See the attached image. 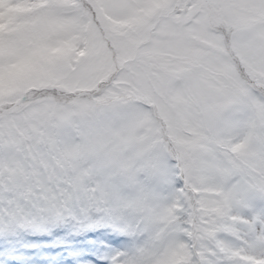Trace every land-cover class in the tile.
<instances>
[{"label":"rangeland","instance_id":"1","mask_svg":"<svg viewBox=\"0 0 264 264\" xmlns=\"http://www.w3.org/2000/svg\"><path fill=\"white\" fill-rule=\"evenodd\" d=\"M97 1L103 9L117 6V11L125 12L118 15L141 24L147 40L163 39L159 47L166 72L148 67L145 76L111 59L106 73L96 74L108 49L95 31H88L93 40L90 49H76L73 37L84 27L83 10L74 4L63 6L67 0H29L38 7L14 11L4 5L8 0H0V19H8L5 27L0 23V104L7 96H24L27 91L22 103L10 110L17 113L0 111V126L19 125L32 133L36 148L68 156L77 168L97 153L104 162L109 156L104 148L114 153L122 147L126 156L120 152L115 158L125 159H107L126 163L130 173L146 164L157 181L147 180L144 187L155 192L159 188L162 198L170 194L162 183L175 165L184 168L189 183L200 184L210 178L218 152L227 149L236 157L259 152L264 140V0H169L162 15L155 14V4L143 0ZM124 27L117 22L113 31ZM57 44L64 46L61 53L54 50ZM72 46H76L75 65L64 59ZM126 49L125 55H135ZM89 51L90 59L83 63ZM149 74L154 79L148 80ZM63 91L68 92L65 97ZM94 174L92 167L86 172ZM212 193L196 189L193 196ZM150 199L147 196L146 201ZM149 204L156 209L154 201ZM195 207L199 214L200 206ZM160 208L166 212L170 207L163 200ZM99 248L95 242L88 252L99 259L108 257ZM20 254L0 251L8 263H26ZM69 259L81 264L76 256Z\"/></svg>","mask_w":264,"mask_h":264},{"label":"snow or ice","instance_id":"2","mask_svg":"<svg viewBox=\"0 0 264 264\" xmlns=\"http://www.w3.org/2000/svg\"><path fill=\"white\" fill-rule=\"evenodd\" d=\"M33 139L27 130L0 126V220L6 218L10 234L51 233L62 228L69 235L99 241L109 253L113 246L117 254L131 248L128 240L122 243L116 237L135 235L141 226L130 223L118 207L105 199L98 183L69 185L59 179L57 170L66 169L72 161L62 156L58 163L51 164L55 150H37ZM196 189L213 190L211 196H195L199 214L193 204ZM171 202L182 206V211L173 209L177 217L191 221L179 228L188 229L202 241L219 232L231 237H215L216 242L207 251L202 250V259L193 251L195 264H203L205 259H211L212 264H264V140L254 156L236 157L227 149L218 152L210 178L203 183L174 177ZM191 243L200 248L195 238ZM240 252L253 259L237 258ZM95 264L113 262L108 256ZM122 264L143 261L131 248Z\"/></svg>","mask_w":264,"mask_h":264},{"label":"trees","instance_id":"3","mask_svg":"<svg viewBox=\"0 0 264 264\" xmlns=\"http://www.w3.org/2000/svg\"><path fill=\"white\" fill-rule=\"evenodd\" d=\"M8 1H9V4H4V5L11 6L14 9V11L27 12L29 10L32 11L34 10V8L38 7L37 3L29 2V0H19L20 2L18 0H8ZM24 1H25V4H23ZM143 1L147 3L155 4L156 5L155 14L162 15V13L166 9V6H164V4L168 3L169 0H143ZM69 4H74L75 7L77 6L79 9L83 10L85 13V19H84V22L82 23V26L84 27H82L81 32L80 30H78L74 34V37H73V41L77 42V45H76L77 48L76 46L75 47L72 46L71 48H68L69 53L67 54L65 52V55H64L65 60L69 59L72 61L73 65H75V62L77 61V56L74 52L75 48L78 49L79 46L81 47L83 46L86 49H90V46L93 43V40L89 38L88 31H95L93 33L97 37L100 38L101 46H104L108 49V53L105 52V54L101 56V58L104 59V61H102L99 67H97L96 74H99L100 72L102 74L106 73L107 71L106 68H108V65L111 59H113L116 63L120 62L118 63L119 65H123L129 68L130 67L135 68V71L142 72L145 74V76H147L146 71L149 70L148 67H151L157 71L166 72L164 68V57H163V53L161 52L162 48L159 47L160 45H162L161 40L163 39H160L159 37L155 39L153 36L152 37L149 36L148 40L144 38L143 33H142L141 24L140 25L135 24L132 19L126 18L124 15H121V16L118 15L120 13H125L123 10L117 11V6L115 7L110 6L109 9L105 7V9H103V6L101 7L98 4L97 0H82V1L80 0V4H79V0H67L66 5H63V6L70 7L71 5ZM81 4H88V5L80 6ZM98 6L100 8H98ZM72 10L73 11L75 10L74 7ZM132 10L140 13L137 10V8L136 9L132 8ZM87 13L89 17L87 16ZM90 18H92L93 22L89 21ZM105 19L107 21H105ZM150 19L153 20V18H150ZM108 20L113 22V23H110L109 26H108V23H109ZM87 21L89 22L86 23ZM97 22L104 29L103 34L100 33V28L98 27ZM117 22L123 26H126L127 28L124 27L122 31H119V30H117V32L113 31V27L114 25L117 24ZM0 23H2L3 27H5L8 24V19L2 18L0 19ZM77 27L80 28L79 25ZM135 31H138V32L134 33ZM122 32H127V33H122ZM102 35L105 36V39L103 38ZM102 39H104V41H102ZM169 41H172L173 43H175L172 39H170ZM63 47L64 46L61 47V45L57 44L54 50L56 53H61ZM67 47L69 46H66V48ZM126 48H131V51H134L135 55L134 56H132V54L130 56L125 55V52L129 51V49H126ZM44 56L40 57L39 59L40 62L43 61L42 57ZM85 57H87V59H85L83 63H86L89 61L90 51L89 53H86ZM148 57H150L151 60L153 61L152 64L148 63V59H147ZM174 57L175 55H173V58ZM105 58H108V59H105ZM113 67L116 68L115 65H113ZM91 76H93V78L95 77V75H91ZM148 78H149L148 80L154 79L152 75L150 74L148 75ZM0 87H3L1 83H0ZM14 97L5 98V101H3L2 104L11 103L14 100ZM20 115H23V114L21 113ZM13 126L16 129H21L19 125H13ZM123 152H125V150H123ZM108 153L110 155L114 154L113 152H110L109 150H108ZM97 162L99 163V161ZM107 169H108L107 165H102L103 171L105 170L107 171ZM87 180L89 179L87 178ZM129 222L133 223L131 221ZM178 259H181V257H178Z\"/></svg>","mask_w":264,"mask_h":264},{"label":"clouds","instance_id":"4","mask_svg":"<svg viewBox=\"0 0 264 264\" xmlns=\"http://www.w3.org/2000/svg\"><path fill=\"white\" fill-rule=\"evenodd\" d=\"M58 157H62L61 153L51 155V164L58 163ZM59 179L72 184H82L86 177L74 165H69L66 169L61 167L57 170ZM141 189L132 188L128 192L123 193L124 198L128 201H134L139 197ZM171 191V189H170ZM196 200V197H193ZM190 223L184 217H179L174 223H171L164 229L158 225L145 224L143 235L137 239L128 240L131 248L135 249V253L143 261V264H177V258L181 257L180 264H195L192 260L193 251L198 258L202 259V250L207 251L216 240L214 237L200 240L195 233L188 229H181L178 226ZM196 239V244L200 248H194L191 239ZM131 248L121 250L120 259L115 264H122L123 259ZM116 251L109 253V256H116ZM203 264H212L211 259H205Z\"/></svg>","mask_w":264,"mask_h":264}]
</instances>
